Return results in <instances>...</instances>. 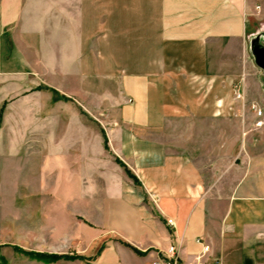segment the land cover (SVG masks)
Segmentation results:
<instances>
[{"label":"crops","instance_id":"0c3cea01","mask_svg":"<svg viewBox=\"0 0 264 264\" xmlns=\"http://www.w3.org/2000/svg\"><path fill=\"white\" fill-rule=\"evenodd\" d=\"M257 38L264 0H0V213L77 250L21 248L0 227V264H164L171 246L185 264L198 240L241 259L264 238V162L239 163V128L205 127L256 116ZM172 127L183 145L155 138Z\"/></svg>","mask_w":264,"mask_h":264},{"label":"rangeland","instance_id":"374dc122","mask_svg":"<svg viewBox=\"0 0 264 264\" xmlns=\"http://www.w3.org/2000/svg\"><path fill=\"white\" fill-rule=\"evenodd\" d=\"M258 85H261V89L258 88V86H252L248 92V98L246 96V99H248L246 102L247 103V110L249 113L247 114H252L254 112L256 116L254 117L253 115H249L250 117H245L242 121H240V124L238 125L237 123H227L226 122L222 125H217L214 127L211 124H207L205 129L206 130H225V131H231V130H236V128H239L240 130V143L238 144V147H240V158H239V163H247V162H254L256 164V168H260L259 172H262V167H263V162H264V106L261 105L260 107L258 106L259 110H261L262 115L259 116L255 111L251 110V105L254 104V101L261 100L262 103H264V76L260 78V81L257 82ZM98 93H101L102 91H97ZM240 92L243 95L244 98V93L243 90L240 89ZM102 97V95L100 96ZM99 97V98H100ZM258 102V101H257ZM101 102L97 101V108L95 112V118H96V124L103 129L105 126L104 123L102 122V105ZM250 108V110H249ZM86 110V109H85ZM251 112V113H250ZM93 113V112H92ZM91 113V114H92ZM175 127H172L173 136L176 137H155L157 140H164L170 142L172 145H183L185 142V139L183 138V134L181 132L179 133L178 129H175ZM204 129V126H203ZM178 132V133H177ZM210 141V143H207L208 145V150L213 151L215 149L216 145L213 139H207ZM224 140V141H223ZM223 141V152L222 154L224 155H229L231 154V151L236 148L237 150V144H236V139L233 138V140L229 138H224ZM206 141V140H205ZM208 141V142H209ZM216 141V140H215ZM219 141V140H218ZM232 141V145L229 143ZM220 144V141L218 142ZM216 143V144H218ZM225 143V144H224ZM211 153V152H210ZM209 160L202 158V162H206ZM258 171V169H257ZM132 180V179H130ZM81 211H83L81 209ZM3 213H0V222L5 223L1 224L0 227L1 229H5V232H7V229L9 227V232H15V242L14 245L20 246L21 248L25 249H33L34 251H41L43 249L44 251H49V252H61V253H70V252H76L77 250L70 248L68 244L65 243V247H60V242L58 241L59 238H55L56 236H49L47 240H40L38 234L34 233H29L27 230V225L24 224L25 221H28L29 219L25 216V213H15L16 217L12 218L10 217L9 219L4 218L2 216ZM27 214V213H26ZM82 214V213H81ZM87 215V213H83ZM2 229V230H3ZM1 230V232H2ZM52 230V232L55 233L56 227H53L52 229L49 228V231ZM53 233V235H54ZM35 235V236H34ZM62 237V236H61ZM253 237V236H252ZM261 237H263L261 235ZM58 239V240H57ZM42 242V243H41ZM245 243V244H244ZM58 244L59 246H57ZM42 245V246H41ZM48 245V248L46 249ZM243 252H242V257L241 259L239 257H236L235 252H230L226 244H214L212 246V257L213 258H220L222 257L225 261L227 262H235L238 264V258L241 260V264H264V238H261L260 240H252L248 245L247 242L243 241ZM62 246V245H61ZM42 247V248H41ZM22 260H20V263L16 264H24L23 263V256L20 255L18 256Z\"/></svg>","mask_w":264,"mask_h":264},{"label":"built area","instance_id":"2783aa9c","mask_svg":"<svg viewBox=\"0 0 264 264\" xmlns=\"http://www.w3.org/2000/svg\"><path fill=\"white\" fill-rule=\"evenodd\" d=\"M235 100L239 102H243L244 98L238 86H235ZM251 110L255 111L259 116L262 115L261 110H259L256 104L251 105ZM168 225L174 226L173 220L167 221ZM198 243L203 245L202 252L193 262L185 263V264H232L224 261L222 258H213L211 247L203 243L202 240H198ZM160 264V263H157ZM164 264H180L179 263V255L178 251L174 246H171L167 252V258Z\"/></svg>","mask_w":264,"mask_h":264},{"label":"trees","instance_id":"16d2710c","mask_svg":"<svg viewBox=\"0 0 264 264\" xmlns=\"http://www.w3.org/2000/svg\"><path fill=\"white\" fill-rule=\"evenodd\" d=\"M2 113H3V109L0 110V123L2 120ZM105 147L106 149H108V143H107V139L105 138ZM116 162L118 164H120L122 167H124L126 169L127 175L129 176L130 179H132L134 181L135 184H138L137 179L134 177V175L125 167V165L118 159H116ZM15 251L21 254H24L25 256H28L30 258L33 259H37V260H41V261H48V263H54L57 262L59 260H69V261H73V260H79L81 259V257L78 256H65V255H46V254H39V253H33V252H26L20 248L15 247ZM136 251V250H135ZM138 252V251H136Z\"/></svg>","mask_w":264,"mask_h":264},{"label":"water","instance_id":"95a60500","mask_svg":"<svg viewBox=\"0 0 264 264\" xmlns=\"http://www.w3.org/2000/svg\"><path fill=\"white\" fill-rule=\"evenodd\" d=\"M251 53L253 55L255 64L264 73V47L263 45H261L260 40L258 38L252 42Z\"/></svg>","mask_w":264,"mask_h":264}]
</instances>
